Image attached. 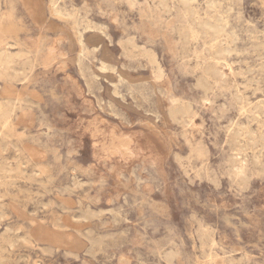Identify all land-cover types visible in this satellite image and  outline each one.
I'll return each mask as SVG.
<instances>
[{"label": "rangeland", "instance_id": "obj_1", "mask_svg": "<svg viewBox=\"0 0 264 264\" xmlns=\"http://www.w3.org/2000/svg\"><path fill=\"white\" fill-rule=\"evenodd\" d=\"M0 264H264V0H0Z\"/></svg>", "mask_w": 264, "mask_h": 264}, {"label": "bare ground", "instance_id": "obj_2", "mask_svg": "<svg viewBox=\"0 0 264 264\" xmlns=\"http://www.w3.org/2000/svg\"><path fill=\"white\" fill-rule=\"evenodd\" d=\"M163 2V1H162ZM188 8H189V6H188ZM189 10H190V8H189ZM217 21H219V20H217ZM210 22V21H209ZM218 23V22H217ZM208 29L207 30H209V31H211V32H213L214 34H219L220 33V30H221V28H220V23H219V26L216 24V23H209V24H206L205 25ZM220 29V30H219ZM223 31H224V29H223ZM208 32V31H207ZM210 33V32H209ZM212 34V33H211ZM11 45V44H10ZM11 47V46H10ZM13 56V55H12ZM152 58V57H151ZM152 61L154 62V59L152 58ZM216 69V68H215ZM218 70V69H217ZM214 72H215V70H214ZM217 72V71H216ZM219 73V72H218ZM208 83V82H207ZM208 85H209V83H208ZM178 111V110H177ZM244 130V129H243ZM241 131V130H240ZM251 131V130H250ZM244 132V131H243ZM248 132V131H247ZM255 134V133H254ZM246 136V135H245ZM241 137V136H240ZM254 140V139H253ZM2 215V214H1Z\"/></svg>", "mask_w": 264, "mask_h": 264}]
</instances>
